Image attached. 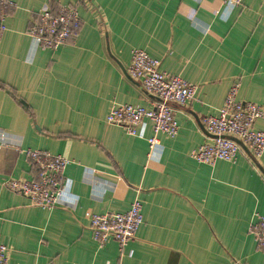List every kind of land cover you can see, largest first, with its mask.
Wrapping results in <instances>:
<instances>
[{"label": "crops", "instance_id": "obj_1", "mask_svg": "<svg viewBox=\"0 0 264 264\" xmlns=\"http://www.w3.org/2000/svg\"><path fill=\"white\" fill-rule=\"evenodd\" d=\"M16 8L0 40V243L8 264H264L250 234L264 214V153L233 163L199 164L210 143L201 121L217 117L229 89L264 108V0L227 7L221 0H10ZM77 8V37L56 51L26 33L44 6ZM140 49L160 70L197 87L174 107L178 133L139 137L108 125L118 105L152 107L130 79ZM262 128V122H256ZM23 150L71 161L64 205L33 206L5 180H33ZM138 200L142 223L123 248L92 237L88 213H125Z\"/></svg>", "mask_w": 264, "mask_h": 264}, {"label": "built area", "instance_id": "obj_2", "mask_svg": "<svg viewBox=\"0 0 264 264\" xmlns=\"http://www.w3.org/2000/svg\"><path fill=\"white\" fill-rule=\"evenodd\" d=\"M227 7H239L243 0H221ZM16 5L10 0H0V40L6 31V20ZM81 21L77 8L71 5L52 9H40L26 33L43 50L56 51L68 41L77 37ZM127 75L138 82L143 91L152 96V107L118 105L110 109L106 117L108 125L122 128L129 136L139 137V128L144 121L151 125L152 136L147 139L149 153L159 146L157 136L173 138L178 133L174 107L183 108L195 100L197 87L179 76L160 70V62L140 49L131 52ZM239 85L228 91L218 116H207L201 121L204 131L212 137L191 152V158L204 165L213 166L218 161L233 163L240 153H248L252 159L264 153V108L254 103L237 99ZM262 128H256V122ZM246 150H243L241 145ZM30 168L35 172L33 180L3 181V187L17 195L26 197L33 206L53 209L64 205L63 199L69 192L65 170L71 161L61 155L46 151L23 150ZM142 206L134 200L125 213H88L89 228L93 240L104 246L115 241L123 248L135 236L142 223ZM256 247L264 249V214L257 215L250 227ZM0 264H8V248L0 243Z\"/></svg>", "mask_w": 264, "mask_h": 264}, {"label": "water", "instance_id": "obj_3", "mask_svg": "<svg viewBox=\"0 0 264 264\" xmlns=\"http://www.w3.org/2000/svg\"><path fill=\"white\" fill-rule=\"evenodd\" d=\"M236 141V140H235ZM239 145H241L238 141H236ZM241 147L243 148V150H246L242 145H241Z\"/></svg>", "mask_w": 264, "mask_h": 264}]
</instances>
